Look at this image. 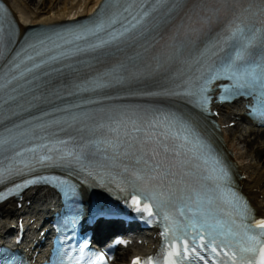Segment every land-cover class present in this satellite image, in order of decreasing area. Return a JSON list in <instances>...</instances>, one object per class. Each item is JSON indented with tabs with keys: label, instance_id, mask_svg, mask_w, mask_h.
I'll return each instance as SVG.
<instances>
[{
	"label": "snow or ice",
	"instance_id": "snow-or-ice-1",
	"mask_svg": "<svg viewBox=\"0 0 264 264\" xmlns=\"http://www.w3.org/2000/svg\"><path fill=\"white\" fill-rule=\"evenodd\" d=\"M154 2L162 4L169 3V0H154ZM247 3L248 7L243 9L229 8L227 11L230 13V16L221 25L222 31L218 30L213 32L212 35L202 32V28L210 25L214 18H219V10L212 11L206 16L194 13L195 19L192 16L188 17L186 29L184 24L181 23V26L177 29V36L172 38L176 40L178 36H183L180 43L175 46L174 55H181V49L190 48L195 44V38L201 36H203V39L200 40V43L203 45L204 50L200 52L193 62L196 74H190L185 78L183 83H179L178 90L173 92V95L187 97L189 102L194 103L203 111L204 106L211 102V97L208 95L210 89L207 86L208 81L211 80L229 79L234 82L231 85L220 86L222 94L218 99L221 101L228 96L251 95L257 89L264 94V56L261 57L260 61H256L248 55V48L257 40L258 33L260 32L256 27V18L264 16V0H247ZM180 7V0H170L169 7L164 10V13L165 15L169 13L175 14L176 10ZM156 11L157 9L145 8L133 14L128 8H124L122 12L116 11L109 15L106 20H102L93 26H85L76 32L70 33L68 36L34 37L24 50V53L17 54L18 60L8 63L6 66L7 70H5L4 66H0V101H2L0 107L3 104L10 105L11 102L17 100V96L12 95V93L17 92L19 87H23L19 83L21 80L32 83L33 80H40L43 76L49 77V81L45 82L49 83L54 73L63 75V68L67 66L54 67V65H61L62 60H66L76 53L88 50L95 51L121 42L126 44L136 42L139 35L149 33V25H152L153 30H155V17H152V13ZM124 13H128L131 19L129 20L128 16H124ZM117 17H123L124 20H127L126 25L121 23L122 31L105 33L108 38L101 36L100 33L104 32L106 26L111 27L113 24L120 22ZM150 17L151 19H149ZM168 18L170 19L171 16L169 15ZM194 23L200 24L201 28L193 27ZM93 36L96 37L97 42H92L89 39ZM4 38L3 25L0 24V44L4 42ZM121 38L123 39L121 40ZM145 39H147V36H145ZM8 40L10 43L12 42L10 36ZM80 41H84L86 47H81ZM261 43L264 44V36L261 37ZM65 45H73L74 47L72 49H65ZM226 45L229 51L223 57H218L217 54L224 51ZM29 49L31 50L30 53ZM213 57L217 59L212 61ZM206 61H211V63L206 65ZM29 62H31L30 66H28ZM22 65L24 67L21 69ZM206 67H210V71L205 74ZM118 71V68L112 69L111 72L99 76L90 82L92 87H105L106 85L102 83L104 78L112 76ZM29 75L32 77L31 80L27 79ZM64 84H68L67 78H65ZM76 88L87 90V86L85 85H76ZM5 95L7 99H4ZM20 95H23V93H20ZM104 121H107V123ZM161 122L166 127L162 133H157L154 129L159 127ZM13 127L19 128L20 125H14ZM96 127L101 131L102 135L107 130L108 132L115 133V136L112 138L105 137L94 142V146L107 145L117 156L121 154L119 151L121 148L136 149L135 153H124L125 156L132 154L138 157L135 160L134 166L131 169L125 168L124 172L130 173L128 183L140 194L133 197L137 203H139L140 196L145 200L153 201L157 208L169 207L173 202L170 190L167 192V199L165 198L166 193L160 191L164 187V181L169 176H172L173 173L164 167L162 161L149 163V160L144 158L147 153L141 145L146 141L159 144L161 142L156 141L154 137L162 134L168 139L179 141V143H174L172 147L180 149L181 154L186 155L191 153V159L203 161L205 165L203 169H201L198 163L194 165L201 175V179L204 181L201 190L196 193L195 203L198 210L193 213L189 223L184 225L176 224L172 229L174 236L178 240L186 242L183 252L175 254L177 259H180L181 256H187L189 251L187 245L190 244V251L193 255L190 259H187L186 264H193L196 260H199L202 264H210L212 257L209 256V252L215 254L217 258L219 257L217 247L209 248V245L215 244L217 246L222 245L230 251L233 248L237 249V251L232 252L229 258L232 264H257V251L260 255L259 264H264V246H260V240L255 235H249L247 231L238 233L233 227L235 221L233 220L231 223L224 221L220 218V210L214 208L217 193L221 186L220 177H226L227 173L221 166V161L213 154L210 145L199 135L193 123L171 114L154 117L153 120H146L144 118L130 117L124 112H114L102 115L96 123ZM145 128H147V133H145ZM6 131L8 133L7 136H0V163L3 160L9 161L8 171H11L17 158L21 157L23 153L15 147L18 136L13 135V129L7 128ZM173 131L175 132L174 135ZM59 143L66 144L67 142L59 141ZM189 145L190 147H188ZM44 147H47L49 151L52 150L47 145ZM167 150L165 148V151ZM25 151L35 152L36 149L30 148L25 149ZM153 151H156V149H153ZM68 155H72V153L69 152ZM42 159L50 160L52 157L47 156L42 157ZM27 183L30 182H26L24 185L18 184L16 188L26 186ZM174 183V180H168L169 188ZM69 192H71L70 189ZM192 199L191 196L181 197V201L189 210H191L190 204ZM181 215H184L183 211H181ZM255 227L264 230V220L259 221ZM199 233H206L208 238L207 243L203 245V249L200 251L197 250L196 240L204 237L200 236ZM237 235L240 237L238 241L234 240V237ZM261 235H264V232ZM241 243L245 244L242 248L239 247ZM169 255L173 254L169 253ZM224 256L227 257L228 254L224 253ZM99 259L103 261L104 258L99 257ZM168 264H176V260H169ZM220 264H227V260H220Z\"/></svg>",
	"mask_w": 264,
	"mask_h": 264
},
{
	"label": "bare ground",
	"instance_id": "bare-ground-1",
	"mask_svg": "<svg viewBox=\"0 0 264 264\" xmlns=\"http://www.w3.org/2000/svg\"><path fill=\"white\" fill-rule=\"evenodd\" d=\"M16 12L23 26L36 24H51L75 19L93 12L101 0H68L61 7H50L48 11L40 6L46 0H6ZM32 4V6H31ZM229 107L221 109V123H227ZM247 127L237 125L234 128L222 129L221 143L231 156L236 169L244 179L240 181L241 187L247 193L259 213H264V156L258 157L256 149L249 152L246 147L249 141L245 135ZM254 139L258 140L264 150V133L254 131ZM262 151V150H261ZM27 194L33 200V209L41 211L48 206L49 195L44 189L28 190ZM13 212L11 203L0 204V234L7 228L6 217ZM141 246L134 244L129 249V257L138 254ZM124 253V252H123ZM119 255V253H117ZM129 259V258H128ZM128 261V260H127Z\"/></svg>",
	"mask_w": 264,
	"mask_h": 264
},
{
	"label": "rangeland",
	"instance_id": "rangeland-1",
	"mask_svg": "<svg viewBox=\"0 0 264 264\" xmlns=\"http://www.w3.org/2000/svg\"><path fill=\"white\" fill-rule=\"evenodd\" d=\"M64 1H68V0H47L43 3L42 6H40L41 8H43L44 10L48 11L50 7H61ZM32 6V4H31ZM252 138H249V140H251ZM248 146V151L249 152H254V150L256 149V152L258 153V157H263L264 156V150L262 149L261 144L258 142V140H254L252 139L251 141H249V143H247ZM262 150V151H261ZM128 255L126 256L125 260H127Z\"/></svg>",
	"mask_w": 264,
	"mask_h": 264
}]
</instances>
